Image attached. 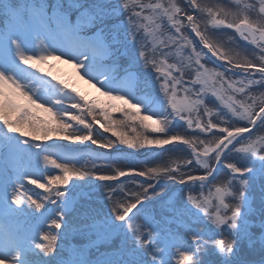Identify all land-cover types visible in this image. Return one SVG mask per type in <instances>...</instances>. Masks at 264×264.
<instances>
[{
  "label": "snow or ice",
  "instance_id": "1",
  "mask_svg": "<svg viewBox=\"0 0 264 264\" xmlns=\"http://www.w3.org/2000/svg\"><path fill=\"white\" fill-rule=\"evenodd\" d=\"M234 5L0 0V264H264V0Z\"/></svg>",
  "mask_w": 264,
  "mask_h": 264
},
{
  "label": "rangeland",
  "instance_id": "2",
  "mask_svg": "<svg viewBox=\"0 0 264 264\" xmlns=\"http://www.w3.org/2000/svg\"><path fill=\"white\" fill-rule=\"evenodd\" d=\"M198 2H201L202 4H204V5H207V6H222V7H224L226 10H233V11H235V5H234V0H198ZM245 2H252V0H245ZM207 16H206V14L205 15H203L202 17H201V23H202V25L203 24H205L206 22H207ZM222 35V37H223V39L225 40V41H227V38H228V36H230V35H232V31L231 30H228L227 32H225V33H222L221 34ZM41 39H43V37H41ZM37 43V45H38V41L36 42ZM241 43H243V42H241ZM229 47H234V45H228ZM238 51L240 50V49H237ZM171 62V61H170ZM203 62V61H202ZM51 63H53V61L51 62ZM209 68H214V67H216V65H214V64H211V63H209L208 65H207ZM54 71H56L58 74H60V75H62L64 78H74V70H73V68H71V69H69L68 71H64V72H62L59 68H58V66H56V68L54 69ZM187 78V77H186ZM85 93V92H84ZM86 94V93H85ZM86 95H88L89 97H100V92L98 93H96V94H94V95H91V94H86ZM181 97H182V94L181 95H179L178 97H177V99L179 100V99H181ZM214 105L213 104H209V107H213ZM143 114V113H142ZM113 118L114 119H125L124 117H123V115L122 114H120V113H114L113 114ZM130 125H131V127H136V129H137V131L139 132V131H141V128H140V126H139V121H129L128 122ZM98 127V126H97ZM124 131H126V132H128V134L129 135H133V133L131 132V128L130 127H125L124 128ZM105 136H109V137H111V134L110 133H105L104 134ZM112 138H115V137H112ZM201 138H204V137H201ZM64 143H68V142H64ZM94 148H95V146H93ZM105 151H108V150H105ZM172 158H176L175 156H173ZM137 159L138 160H143L144 159V156L141 154L140 156H138L137 157ZM166 160H168V157L166 156L165 157V159L164 160H161V161H157L156 163H164ZM99 163V162H98ZM126 165V162H121L120 164H118L117 166H119V167H124ZM52 174H55V173H52ZM30 187L33 189V187H34V191H36V192H41L42 190L41 189H39L37 186H35V185H30Z\"/></svg>",
  "mask_w": 264,
  "mask_h": 264
},
{
  "label": "bare ground",
  "instance_id": "3",
  "mask_svg": "<svg viewBox=\"0 0 264 264\" xmlns=\"http://www.w3.org/2000/svg\"><path fill=\"white\" fill-rule=\"evenodd\" d=\"M53 63L56 66H58V68L62 72L68 71L69 69L72 68V66L70 64H65L62 61H53ZM73 79L75 80L77 86L81 89V91L85 92L86 94L94 95V94H96L98 92L96 88L92 87V85L87 84L84 80H80L79 77H77L75 75V71H74V78Z\"/></svg>",
  "mask_w": 264,
  "mask_h": 264
},
{
  "label": "trees",
  "instance_id": "4",
  "mask_svg": "<svg viewBox=\"0 0 264 264\" xmlns=\"http://www.w3.org/2000/svg\"><path fill=\"white\" fill-rule=\"evenodd\" d=\"M33 189H34V187H33Z\"/></svg>",
  "mask_w": 264,
  "mask_h": 264
}]
</instances>
